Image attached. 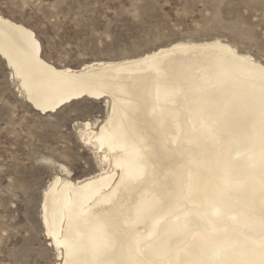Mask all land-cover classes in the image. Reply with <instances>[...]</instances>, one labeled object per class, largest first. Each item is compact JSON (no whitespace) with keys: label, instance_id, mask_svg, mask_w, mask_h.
Here are the masks:
<instances>
[{"label":"bare ground","instance_id":"1","mask_svg":"<svg viewBox=\"0 0 264 264\" xmlns=\"http://www.w3.org/2000/svg\"><path fill=\"white\" fill-rule=\"evenodd\" d=\"M34 40L39 45L35 53ZM42 46L31 28L0 13V58L26 102L47 115L53 105L45 112L43 105L36 107L37 97L110 98V129L146 150L149 170L144 182L118 189L119 146L112 151L107 141L101 145L93 127L84 132V141L102 153L108 169L76 181L55 176L46 189V235H59L70 245L60 252L62 260H264V86L244 63L249 54L219 39L183 41L137 58L65 67L52 75L48 62H39ZM127 155L133 158L130 150ZM136 203L147 214L131 226L122 225L123 233L109 230L108 247L96 256L81 251L83 234L94 228L86 216L107 218L119 205L124 216L135 218ZM153 225L154 234L145 239ZM94 234L99 244L100 234Z\"/></svg>","mask_w":264,"mask_h":264},{"label":"rangeland","instance_id":"2","mask_svg":"<svg viewBox=\"0 0 264 264\" xmlns=\"http://www.w3.org/2000/svg\"><path fill=\"white\" fill-rule=\"evenodd\" d=\"M9 2L12 6H0V13L31 28L43 52L66 46L73 69L137 58L183 41L229 43L232 38L229 44L247 54H260L264 46L260 0H75L74 7L55 18L42 8H18L17 0H5ZM110 109V98L95 101L98 120L101 114L106 120ZM83 134L66 123L61 126L53 113L35 111L0 58V264H39L49 258L42 201L54 178L44 170L46 162L58 157L54 177L74 181L108 169Z\"/></svg>","mask_w":264,"mask_h":264},{"label":"snow or ice","instance_id":"3","mask_svg":"<svg viewBox=\"0 0 264 264\" xmlns=\"http://www.w3.org/2000/svg\"><path fill=\"white\" fill-rule=\"evenodd\" d=\"M83 2L84 0H80L81 4H83ZM260 5L264 7V0H260ZM0 6L6 8L12 5L10 2L5 3V0H0ZM74 6L75 0H17L15 4V7L18 8H29L33 10L42 8L53 18L63 13L65 9ZM209 22L213 24L216 23L211 18H209ZM240 38H244L243 33H241ZM99 39H106V37L101 35ZM213 40L215 42V38H213ZM228 42L231 43L232 38H229ZM38 47L39 45L34 40V53ZM240 50L243 51V49ZM89 54H91V52H89ZM68 55L69 53L66 50V46L56 45L45 49V51L41 53L42 58L38 59L40 63L47 61L49 73L56 75V69L68 67L69 61L66 59ZM244 63H246L250 68L253 77L258 76L262 86H264V46H262L260 54L251 53L246 55L244 57ZM262 90H264V88H262ZM66 96H71V93L66 94ZM66 96H60L51 101H48L44 97H37L36 107L43 105L44 111L48 112V105L51 103L53 105V107H51V113L57 117L61 126L66 123L69 128H78L81 132H90L93 126H97V131L100 132L97 140L101 145L107 141L109 148L112 151H116V146L118 145L121 153L115 158V169L120 173L118 177L120 180V184L117 185L118 189L121 186L126 189L131 188L136 184L144 182L149 171L145 159L146 150L143 147L138 146L137 143H130L123 132L119 134L114 133L110 129V122L106 121L102 114L98 120L97 113L95 111L94 99H89L88 96L85 95L83 98L78 97L75 101H68ZM100 123H103V128L98 127ZM129 150L131 151L133 157L131 159H129V156L127 155ZM101 151H103V148H101ZM58 159V157H53L52 160L43 165L44 170L48 172L50 178H54L53 169L56 168V162ZM104 159H108V157L105 156ZM112 198L115 199V193ZM134 207L136 208L135 218L124 216L119 205L115 206V212L113 215L107 218L86 216L85 222L92 224L94 228L92 231H88L83 234L82 243L80 245L81 251H91L93 255L96 256L100 248L108 247L109 230L123 233L124 229L121 227L122 225L131 226L137 222L141 215L147 214V210L143 209L139 203H136ZM99 211L102 213L104 210L101 209ZM197 223L198 222H193V226H196ZM96 232L100 234L99 244H97V236L94 234ZM154 232L155 225H153V231L149 232L144 238L150 239ZM47 236L48 239L44 241V248L48 250L49 258L47 261H39V264H67L66 261L60 259V252L70 248L68 241L62 240L59 235L53 236L52 233H48ZM90 264H138V262L132 259L107 261L97 258L93 259ZM178 264H188V262L178 261ZM215 264H223V262L217 260ZM260 264H264V260H262Z\"/></svg>","mask_w":264,"mask_h":264}]
</instances>
